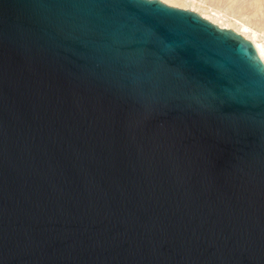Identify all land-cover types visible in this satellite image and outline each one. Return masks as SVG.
<instances>
[{
  "label": "water",
  "instance_id": "1",
  "mask_svg": "<svg viewBox=\"0 0 264 264\" xmlns=\"http://www.w3.org/2000/svg\"><path fill=\"white\" fill-rule=\"evenodd\" d=\"M0 264H264V62L163 0H0Z\"/></svg>",
  "mask_w": 264,
  "mask_h": 264
},
{
  "label": "rangeland",
  "instance_id": "2",
  "mask_svg": "<svg viewBox=\"0 0 264 264\" xmlns=\"http://www.w3.org/2000/svg\"><path fill=\"white\" fill-rule=\"evenodd\" d=\"M189 7L213 21L243 31L264 46V0H163ZM219 25V24H218ZM246 26L247 28H243Z\"/></svg>",
  "mask_w": 264,
  "mask_h": 264
},
{
  "label": "bare ground",
  "instance_id": "3",
  "mask_svg": "<svg viewBox=\"0 0 264 264\" xmlns=\"http://www.w3.org/2000/svg\"><path fill=\"white\" fill-rule=\"evenodd\" d=\"M201 15H203L204 17H207L208 19H210L211 21H213L210 17H208V16H206V15H204V14H202V13H201ZM214 22H215V21H214ZM215 23H217V24H219V25H221V26L230 27V26H228V25H223V24H221V23H219V22H215ZM243 28L245 29V28H247V27H246V26H243ZM235 30H236V29H235ZM237 31H238L239 33H241L243 36H245V37H247L248 39H250V41L253 43L254 47L256 48L257 53L259 54V56L261 57V59H262L263 62H264V46H263L262 44L256 42L255 40H253L251 37L247 36L245 33H243V31H239V30H237Z\"/></svg>",
  "mask_w": 264,
  "mask_h": 264
}]
</instances>
